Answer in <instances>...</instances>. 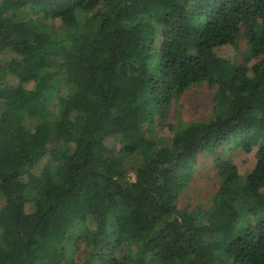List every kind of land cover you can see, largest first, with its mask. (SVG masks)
<instances>
[{
  "label": "trees",
  "instance_id": "16d2710c",
  "mask_svg": "<svg viewBox=\"0 0 264 264\" xmlns=\"http://www.w3.org/2000/svg\"><path fill=\"white\" fill-rule=\"evenodd\" d=\"M25 5L51 25L1 16ZM3 50L17 81L0 78V264H73L65 243L84 244L79 264H264V0H1ZM201 80L217 85L211 120L168 125L166 143L144 132ZM221 143L212 204L181 212L183 172Z\"/></svg>",
  "mask_w": 264,
  "mask_h": 264
},
{
  "label": "rangeland",
  "instance_id": "374dc122",
  "mask_svg": "<svg viewBox=\"0 0 264 264\" xmlns=\"http://www.w3.org/2000/svg\"><path fill=\"white\" fill-rule=\"evenodd\" d=\"M1 16H7V18L12 20H34L46 26H49L52 23V20L45 17L39 8L31 5H25L24 7L15 10L3 9L1 10ZM8 55V51H0V59L2 61H5L8 58ZM233 60L236 65L247 68L253 66L258 61V57L253 56L250 53L247 42L243 36H240L238 39V53ZM155 61H157V57L153 59L152 66H154ZM0 78L9 86L15 85L17 81L6 72H2ZM216 92V84L212 85L205 80L191 82L184 88L182 93L174 96L170 100L165 114H162L159 110L154 112L151 123L144 124V132L154 137L160 143H166L169 142V138L172 135L171 132L167 131L168 125L178 126L211 120L214 117L215 105H217L219 100V97L216 96ZM49 100V107L52 110V113L48 117V120L53 121L58 113V103L53 100V97H50ZM62 141L61 138L55 135L52 127H50V147L59 148L62 145ZM115 148L116 156L123 161L122 164L125 170L126 179L128 181H133L134 172L132 170L131 157L122 152L120 144L116 143ZM231 154V151L227 149L226 143H221L209 150H203L197 153L189 168L183 172V185L178 190L177 208L181 212L196 213L207 210L212 204L213 197L218 190L220 182L216 164L218 160H227ZM59 165H61L60 160L54 161L51 165L52 171L54 172ZM241 169L243 170L244 167H241ZM29 195V193H25V196ZM3 204L4 199L0 194V209ZM238 204L241 210V200H239ZM80 228L81 224H76L75 228H72V231L75 233ZM109 229H113V223L111 222L109 224ZM83 250V243L80 245L65 243L63 245V262L73 264L81 263Z\"/></svg>",
  "mask_w": 264,
  "mask_h": 264
}]
</instances>
